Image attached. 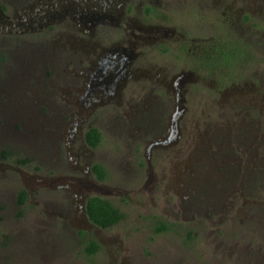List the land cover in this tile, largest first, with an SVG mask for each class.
Here are the masks:
<instances>
[{
	"label": "rangeland",
	"instance_id": "374dc122",
	"mask_svg": "<svg viewBox=\"0 0 264 264\" xmlns=\"http://www.w3.org/2000/svg\"><path fill=\"white\" fill-rule=\"evenodd\" d=\"M0 264H264V0H0Z\"/></svg>",
	"mask_w": 264,
	"mask_h": 264
},
{
	"label": "trees",
	"instance_id": "16d2710c",
	"mask_svg": "<svg viewBox=\"0 0 264 264\" xmlns=\"http://www.w3.org/2000/svg\"><path fill=\"white\" fill-rule=\"evenodd\" d=\"M207 69L217 68L220 71L230 72V69L238 63V59L243 57V53L232 42L213 43L206 49ZM85 142L88 147L95 149L99 146L102 140V134L96 127H90L84 134ZM15 162L25 166L26 159H15ZM91 172L96 179L105 181L108 178L106 168L100 163H93L91 165ZM27 198L25 190H21L18 194V203L23 205ZM84 213L87 220L97 228L110 229L120 223L124 217L121 210L114 205L110 200L98 196H89L84 204ZM160 226L165 229L163 223ZM100 250V245L93 239H88L84 251L88 256H94Z\"/></svg>",
	"mask_w": 264,
	"mask_h": 264
},
{
	"label": "flooded vegetation",
	"instance_id": "af4514ba",
	"mask_svg": "<svg viewBox=\"0 0 264 264\" xmlns=\"http://www.w3.org/2000/svg\"><path fill=\"white\" fill-rule=\"evenodd\" d=\"M88 129H89V128H88ZM88 129H87V130H88ZM87 130H86V131H87ZM90 169H91V168H90ZM91 173H92V172H91ZM92 174H93V173H92ZM93 176H94V174H93ZM94 177H95V176H94ZM95 179H96V177H95ZM96 180H98V179H96ZM98 181H100V180H98ZM101 197H102V196H101ZM87 198H88V197H87ZM87 198H86V199H87ZM104 198H105V197H104ZM106 199H107V198H106ZM85 201H86V200H85ZM99 229H100V228H99Z\"/></svg>",
	"mask_w": 264,
	"mask_h": 264
}]
</instances>
